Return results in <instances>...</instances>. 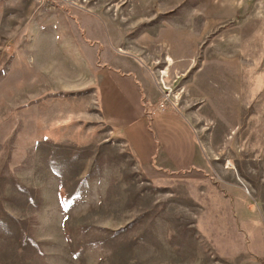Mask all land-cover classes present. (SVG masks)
I'll return each mask as SVG.
<instances>
[{
  "label": "rangeland",
  "instance_id": "obj_1",
  "mask_svg": "<svg viewBox=\"0 0 264 264\" xmlns=\"http://www.w3.org/2000/svg\"><path fill=\"white\" fill-rule=\"evenodd\" d=\"M111 42L191 127L188 172L102 118ZM243 217L264 237V0H0V264H237Z\"/></svg>",
  "mask_w": 264,
  "mask_h": 264
},
{
  "label": "crops",
  "instance_id": "obj_2",
  "mask_svg": "<svg viewBox=\"0 0 264 264\" xmlns=\"http://www.w3.org/2000/svg\"><path fill=\"white\" fill-rule=\"evenodd\" d=\"M116 47L112 42L97 47L102 68L96 95L102 118L121 132L139 164L161 172H188L197 164L191 127L173 112L156 110L157 100L150 95L151 83L139 56ZM260 223L247 217L233 220V226L242 230L236 232L239 239L243 244L247 241L249 248V252L239 249L237 264H264L253 255L263 253ZM222 238L231 241L228 230L222 232Z\"/></svg>",
  "mask_w": 264,
  "mask_h": 264
}]
</instances>
